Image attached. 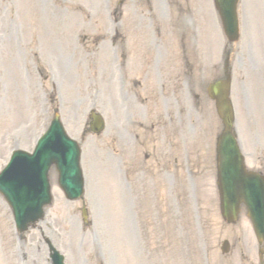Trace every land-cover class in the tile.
<instances>
[{
    "label": "rangeland",
    "instance_id": "obj_1",
    "mask_svg": "<svg viewBox=\"0 0 264 264\" xmlns=\"http://www.w3.org/2000/svg\"><path fill=\"white\" fill-rule=\"evenodd\" d=\"M33 2L35 3L34 9L32 7L29 9L30 16L27 18L28 3L33 5ZM115 2L116 0H0V37L6 36L10 27L12 34L16 32L14 36L19 37L25 47V27L21 28L18 25L17 17L14 15L16 13L22 14L28 24H32L33 20L36 29L33 35L35 53H31V46L27 52L20 48L16 54L13 53V57L19 60L12 67L9 59L3 61V65L7 64L11 69L5 67V79L0 73V167L4 154L9 149L14 146L21 149L28 148L39 130L36 129L37 124L42 120H47L48 116L50 119L54 109L60 113L71 134H75L78 130L77 137L89 109H96L100 112L106 122L105 132L103 136L101 135L102 151L97 148L98 152L92 154L86 140L83 163L101 162L103 154L107 153L110 164H112V154L115 151V143L112 146V137L117 130V120L123 124L130 118L131 112L136 117L146 112L148 120H155L157 116L159 124L162 120L167 122L164 130L180 133L178 144L182 145V208L179 212L153 213L149 212V204L142 201L139 206L141 213L137 214L138 218H133L132 213L127 209L128 197H122L120 194L118 212L115 210L116 202L114 203L112 199V193L109 192L98 196V199H92L96 203L93 217L96 228H92V234L101 243L116 244L119 239L121 245L126 244L123 253L115 251L111 246H102L104 258L108 264H118L119 260V264H166L165 259L170 261L171 256L174 259L171 264H204L206 260L210 264H219V247L225 239L232 244L236 243L237 246L239 243L242 244L243 239H247L248 243L253 246H245V248L250 257L255 256L256 241L247 217L241 216L238 223L228 226L224 224L218 213L213 142L214 135L219 129V122L213 102L204 95L206 84L219 76V73H216L218 70L214 69L219 61L218 45L216 44L210 53L205 55L202 53L198 60L197 85L199 89H196L198 99L192 98L195 90L189 86V93L184 90L176 98L170 95L160 96L164 105L162 100H155L159 95L150 89H147L151 96L149 102L138 104L133 97L135 90H131L130 98L123 102L121 100L125 99V92L129 86L126 83L124 87L118 84L112 65L113 57L109 51L111 48L105 40L104 31L102 34L100 26L95 27L96 21L104 15L105 8L108 6L111 12V7ZM157 3L160 6L158 1ZM252 17L248 19L250 33H253L254 28ZM256 19L260 26L263 18ZM258 31L261 30L258 29ZM163 34L164 38L161 41L152 37L148 32V40H154V44L160 45L157 58L161 70H168L171 77L177 79L175 71L171 69L176 59L172 51L175 43L174 41L171 43V37ZM208 34L213 41L214 33L209 32ZM175 40L179 43L180 39ZM186 40L188 38L184 37L183 43V38H181V46L184 47V62L189 61L191 70L193 68L195 70V48L191 49L195 38L190 39V52H188ZM261 40L260 34L257 38L260 47ZM1 43H6V40ZM253 49L256 52L258 65L261 67V48L253 44ZM6 52L5 50L3 54L5 55ZM152 52L153 50L151 57L154 55ZM237 61L238 66L241 67L240 57ZM232 62L235 72V62L234 60ZM183 73L184 77L181 75L180 80L191 77L186 67ZM189 81L191 83V80ZM56 84H59L58 88ZM117 86L122 90L121 95L118 94ZM150 87H153L152 82ZM232 96L240 131L241 133L248 132L251 125L248 113L246 119L239 121L244 115L245 107L236 80L235 82L233 80ZM15 99L20 103L17 104ZM254 103L253 97H248L245 102L249 108L250 117L256 113ZM151 110L155 111L153 115L149 113ZM161 110L168 111V114L161 118ZM170 116L173 119L172 124L169 123ZM86 136L83 133L82 144ZM122 145L127 150V143ZM248 149L250 151V148ZM104 164L110 167L108 163ZM171 164H173L172 167L166 166L173 173V186L171 191L167 187L168 191L163 189L160 194L167 195V205L173 207L174 210L179 193L177 192L175 162L172 161ZM92 168L89 166L90 178L94 176ZM98 173L101 174L102 185L106 188L105 170L98 171ZM51 177L53 179V175ZM53 193L61 195L55 186H53ZM60 201V198L56 199V204L58 205ZM73 205L62 204L61 211ZM104 205L106 207L103 208ZM0 211L3 212L2 209ZM55 215L58 214L55 213ZM72 219L79 222L77 212ZM2 224L3 220L0 218V225ZM66 232L59 229L60 235L54 236L59 246L64 248L62 249L64 252L68 251L69 246L74 243L76 230L71 229L65 236ZM62 235L65 236L64 239ZM134 241L133 252L131 243ZM160 242L162 244H159ZM242 247L244 248L243 245ZM235 254H239L237 249ZM75 260L76 258L73 262ZM221 262L224 263L222 259ZM9 263L7 257L2 262V264Z\"/></svg>",
    "mask_w": 264,
    "mask_h": 264
},
{
    "label": "water",
    "instance_id": "obj_2",
    "mask_svg": "<svg viewBox=\"0 0 264 264\" xmlns=\"http://www.w3.org/2000/svg\"><path fill=\"white\" fill-rule=\"evenodd\" d=\"M229 122V120H228ZM223 136V141L219 143V149H221L223 147L224 144H232L233 140L231 139V135L229 134V132L227 130H225V133L222 134ZM230 141L232 143H230ZM230 159L233 161V159L230 156H226L224 161L221 163V167L224 165V163H227L230 161Z\"/></svg>",
    "mask_w": 264,
    "mask_h": 264
},
{
    "label": "bare ground",
    "instance_id": "obj_3",
    "mask_svg": "<svg viewBox=\"0 0 264 264\" xmlns=\"http://www.w3.org/2000/svg\"><path fill=\"white\" fill-rule=\"evenodd\" d=\"M7 39H8L9 41L13 42V44H14V40H13L12 34L8 35V36H7ZM14 46H15V45H14ZM2 63H3V60H2V58H1V56H0V65H2Z\"/></svg>",
    "mask_w": 264,
    "mask_h": 264
}]
</instances>
